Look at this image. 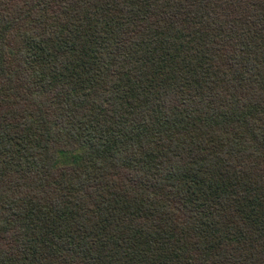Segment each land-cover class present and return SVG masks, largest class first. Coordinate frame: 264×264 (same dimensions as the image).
Masks as SVG:
<instances>
[{
  "label": "trees",
  "instance_id": "16d2710c",
  "mask_svg": "<svg viewBox=\"0 0 264 264\" xmlns=\"http://www.w3.org/2000/svg\"><path fill=\"white\" fill-rule=\"evenodd\" d=\"M0 264H264V0H0Z\"/></svg>",
  "mask_w": 264,
  "mask_h": 264
}]
</instances>
